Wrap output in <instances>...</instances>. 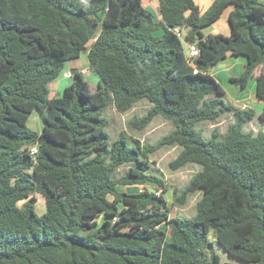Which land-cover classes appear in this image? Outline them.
Returning <instances> with one entry per match:
<instances>
[{
	"label": "trees",
	"instance_id": "obj_1",
	"mask_svg": "<svg viewBox=\"0 0 264 264\" xmlns=\"http://www.w3.org/2000/svg\"><path fill=\"white\" fill-rule=\"evenodd\" d=\"M229 6L231 34L205 36ZM157 14L143 0H0V264H264V129L244 131L256 117L264 124V109L226 103L211 72L245 58L230 81L244 91L255 78L264 101V4L215 0L202 14L194 0H159ZM82 53L98 85L74 69L51 98L50 85ZM141 101L150 108L132 131L157 117L174 130L156 146L123 132L112 140L108 109L127 114ZM35 110L41 133L27 126ZM226 115L225 135L197 129ZM162 146L181 148L172 170L201 167L174 196L184 205L201 194L192 219L170 216V187L150 172ZM148 183L158 189H119ZM216 246L240 262H222Z\"/></svg>",
	"mask_w": 264,
	"mask_h": 264
},
{
	"label": "rangeland",
	"instance_id": "obj_2",
	"mask_svg": "<svg viewBox=\"0 0 264 264\" xmlns=\"http://www.w3.org/2000/svg\"><path fill=\"white\" fill-rule=\"evenodd\" d=\"M158 2V0H155ZM143 4L145 6H152L150 5V0H143ZM152 12L154 15L157 16V10L152 8ZM149 8V11L151 10ZM212 32V28L206 27L203 29V33L205 36L210 34ZM80 64L87 63V55L85 53H82L80 56ZM234 62L236 63L234 67L230 71H223L220 70L219 68H214L211 70L213 77L215 80L222 86V88L225 91V96H224V101L226 103L233 104L235 106L237 104L238 98L243 94V97L248 99H245L247 102H249V108L254 109L256 112L262 111L264 107V102L261 101L259 102L255 98V92H256V81L255 79H251L247 89L242 91L240 88L231 83L230 77L229 76H235V77H240L241 74L244 71V65L245 62L243 58H238L234 59L232 57H229V60L227 63ZM71 73V72H70ZM231 74V75H229ZM63 75V74H62ZM86 80L92 84V86H97L93 85L92 81V74L85 75ZM62 77V76H60ZM58 81L63 82L64 79H57V81L53 82L49 89H50V97L52 95L57 94V90L61 91L63 88V85L68 83H71L73 80V77L69 78L66 82H63L62 86L56 89V86L58 84ZM150 108V104L146 101H141L139 102L136 107L129 113L127 114H120L118 113L113 106H111L107 113H106V118H107V131L111 136L112 140H115L116 137L120 133H125L129 137H133L134 139L139 140L141 143L148 145V146H156L161 139L171 133L174 130L173 124L167 120H165L162 117H157L155 118L152 123L143 131H132L129 128V122L138 117L142 118L146 115L147 111ZM232 116L231 115H226L221 119V122L217 125H213L209 122H204L199 125H197V129L202 130L203 134L205 137L209 138L211 136V133L214 129V127L217 126L219 129L220 133L222 135H225L227 132V128L232 122ZM27 126L36 132H40L42 127H43V120L41 115L37 110H35L29 117V120L27 122ZM264 129V124L256 117L253 121L249 122L244 126V131L245 132H253L254 134H257L260 129ZM181 148L178 146L174 147H168V146H162L158 148L154 153L149 155L148 162L150 164V172L153 175L158 176L161 180H163L168 187H170V190L166 192L164 195L165 199L167 200L169 211H170V216L171 217H185L192 219L196 215V204L201 198V194L197 193L191 197H189L186 200V203L184 205H178L176 202H174V196L179 195L181 191H183L187 185L189 184L191 178L197 174L199 171H201V167L198 165L190 164L187 165L186 167L179 169V170H172L170 168V163L176 159L180 152ZM131 165H124L120 168L119 172L117 173V176H120L121 174H125L129 167ZM127 188H119V189H126V191L123 192H128V193H135L139 192L141 190L148 189L151 191H156L157 185L148 183L146 184L145 187L143 186H126ZM161 193V191L159 192ZM24 203V201L19 202V206H21ZM35 210L38 216H41L42 214L45 213L46 206H45V200L43 196L37 195L36 196V202H35ZM104 217H99L98 221H103ZM163 229H167L166 225L162 226ZM170 239V238H168ZM217 253L221 257L222 262H229V263H238L240 262L236 258L230 256L228 253H226L221 247L216 246Z\"/></svg>",
	"mask_w": 264,
	"mask_h": 264
},
{
	"label": "crops",
	"instance_id": "obj_3",
	"mask_svg": "<svg viewBox=\"0 0 264 264\" xmlns=\"http://www.w3.org/2000/svg\"><path fill=\"white\" fill-rule=\"evenodd\" d=\"M195 1V3L199 6V8H200V11H201V13L202 14H204L211 6H212V4L215 2V0H194ZM261 3H263L264 4V0H259ZM158 4H159V0H158V2L157 1H155V0H150V5H152V6H145L148 10H149V8L151 9V7L152 8H154L155 10H157V7H158ZM234 10V6H229L228 8H226L223 12H222V14H221V16H220V18L217 20V21H215L212 25H210V27L212 28V32L210 33V34H208L207 36H209V35H215V34H223V35H225V36H229L230 34H231V28H230V25H229V16H230V14H231V12ZM151 12H152V9L150 10ZM153 13V12H152ZM155 16V18H156V20H159V16H158V14H157V16L156 15H154ZM158 34H160V33H158ZM86 55H87V53H86ZM232 58H234V59H238V58H236V57H232ZM80 60H81V57L78 59V60H73V61H70L68 64H67V66H66V70L64 71V73L65 72H67V73H69V72H71L72 73V71L75 69V70H78L79 72H81L82 74H83V76H84V78H85V80H86V76L85 75H87L88 74V72H89V74H92V81H93V85H98V82H99V78H98V76L96 75V74H94L91 70H90V67H89V63H88V58H87V63H83V64H80L79 62H80ZM228 60H229V58H227L226 60H223V61H221V62H219L218 64H217V66L215 67V68H219L220 70H223V71H230L233 67H234V65L236 64V63H234V62H231V63H227L228 62ZM243 60H244V62H245V64H246V59L245 58H243ZM245 66V65H244ZM229 75H231V74H229ZM212 76H213V74H212ZM230 78H233V77H235V76H229ZM64 79V81L63 82H66L67 83V80L69 79H66V78H64L63 77V75H62V77H60L59 78V80L60 79ZM251 79H255V78H251ZM74 80V79H73ZM57 81V80H56ZM256 81V80H255ZM63 82H61V81H58V84L57 85H55L56 86V89L57 88H59V87H61L62 86V84H63ZM73 82V81H72ZM71 82V83H72ZM250 82V81H249ZM71 83H68V85L67 86H69ZM249 84V83H248ZM66 86V84L65 85H63V88H62V90L61 91H58L57 90V94L56 95H52L51 96V98H56V97H59V96H61L62 94H63V92H64V89L67 87ZM248 86V85H247ZM247 89V88H246ZM245 89V90H246ZM244 94V93H243ZM243 94L238 98V100L236 101L237 102V104L236 105H239V106H237V107H240V108H249V102H247L245 99H248V97H246V98H244L243 97ZM264 102V101H263ZM263 109H264V107H263ZM263 109H262V111H263ZM261 110L258 112L257 111V114H260L261 112H262ZM40 114V113H39ZM41 115V114H40ZM42 117V116H41ZM42 120H43V118H42ZM42 130H43V127H42V129H41V131L39 132V133H41L42 132ZM125 188H127V187H125ZM121 190H126V189H121Z\"/></svg>",
	"mask_w": 264,
	"mask_h": 264
},
{
	"label": "built area",
	"instance_id": "obj_4",
	"mask_svg": "<svg viewBox=\"0 0 264 264\" xmlns=\"http://www.w3.org/2000/svg\"><path fill=\"white\" fill-rule=\"evenodd\" d=\"M174 32H175V34H176L178 37H180V32H179L178 29H175ZM187 47H188V49H189V58H194V57H196V56L198 55V49L196 48L195 45L188 44ZM63 77L66 78V79L71 78V77H72V73H70V72H69V73L65 72V73H63ZM31 152H32L33 154L36 153V152H37L36 147L33 148V149H31Z\"/></svg>",
	"mask_w": 264,
	"mask_h": 264
}]
</instances>
